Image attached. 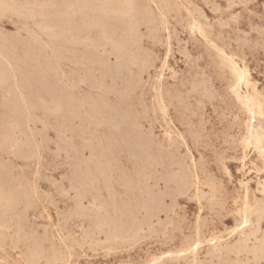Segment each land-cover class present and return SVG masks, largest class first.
<instances>
[{"label":"rangeland","instance_id":"rangeland-1","mask_svg":"<svg viewBox=\"0 0 264 264\" xmlns=\"http://www.w3.org/2000/svg\"><path fill=\"white\" fill-rule=\"evenodd\" d=\"M12 1L14 2L13 8H7L0 13V38L7 47L4 51L8 56L6 59L0 58V71L8 73L7 78L0 80V105L2 106H0V259L3 260H0V264H18V261L19 264H154L156 262V264H220L217 263L218 252L223 253L225 243L233 245L237 241V236L235 234L231 236L229 232L235 226L236 211L240 206L242 196L245 193L250 198L260 199L264 196L262 192L264 188L263 161L251 147L245 149L241 143L247 118L230 92L232 78L222 62L223 57L231 58L239 67L247 70L248 88L246 90L242 87L241 90L249 92L260 102L263 117L259 119V126L264 130V0H171L175 8L165 13L164 16L160 14V0H153L150 7L155 15V21L152 25H140L138 31L142 49L150 54V62L146 67H142L140 62L128 63L124 66V62L121 61L123 58L118 57L112 51L111 46L105 45L93 49L85 42L73 46L69 33H65L67 38L61 40L52 32L42 29L51 21L50 14L56 9L47 6L48 0H9V2ZM142 1L146 3L147 0ZM40 2H43V10L48 13L44 12V16L37 12ZM195 22L201 25V31L188 29ZM151 26H153L154 35L151 33ZM91 37L96 38V34H91ZM97 61L98 63H95ZM129 84L131 88L127 91ZM3 86H5L4 90ZM159 88L164 96L165 94H178L183 101L178 102L175 97L172 98L171 101H167L165 112H163L156 101L158 96L156 89ZM73 97L83 102L77 109L72 105ZM88 100H93L94 104H89ZM119 105H124L139 125L141 132L150 135L154 142H113L112 135L115 130L113 120L117 119L116 112ZM91 106H98L95 109L99 110L98 115H93ZM84 108L86 114H84ZM19 109L26 112L28 110L29 123L23 118L24 115L18 114L22 112H18ZM92 115L95 118L90 117ZM107 115H110L111 119ZM14 119L24 121L21 130L14 131L15 139L19 140L16 147L3 142L6 123ZM64 126L69 127L64 128ZM83 132L87 136L86 134L83 136ZM89 136L90 139L87 141ZM80 137L82 138L78 139ZM66 142L69 144H65ZM97 144L98 146L102 144L104 149L98 147ZM21 150H23L22 153ZM135 151L141 154L133 153ZM18 154L19 156H16ZM113 157H117V160L115 161ZM143 163L152 164L153 177L149 180L148 186L154 193L164 195L163 207L158 212L159 214L156 213V217L151 218L149 227L144 226L137 233L136 239L110 240L105 231L97 229L94 218L97 214L110 212L107 206L110 197L108 188H111L120 204L129 201L130 195L120 184L119 178L126 174L127 177L134 176L135 174L131 171L135 172V170L137 172L135 173L139 174L138 168L141 171ZM178 163H181L189 172L196 171L199 177L198 185L190 187L183 194H178L174 183L165 181L166 177L181 173ZM98 167L105 172L111 170V178L104 177L103 179L102 176L105 174H101ZM65 177L72 178L71 182ZM196 189L200 190L197 192ZM9 190L11 191L8 192ZM9 195L14 198H10ZM9 200L11 205L5 207ZM89 203L92 205L90 206ZM145 216V211L141 210L137 218L142 221ZM10 226L11 229H9ZM2 227L4 229H1ZM197 228L203 232L205 239L194 250L195 255L193 253L185 255L183 252L177 254L195 236ZM248 233L250 232L247 231L246 234ZM262 233H264V215L260 222V234ZM211 234L220 238L219 244H215L214 247L212 242H207ZM152 238L154 239L151 241ZM171 252L174 257L170 256ZM258 262L264 264V258L256 261L248 255L241 256L238 264H258Z\"/></svg>","mask_w":264,"mask_h":264},{"label":"bare ground","instance_id":"bare-ground-1","mask_svg":"<svg viewBox=\"0 0 264 264\" xmlns=\"http://www.w3.org/2000/svg\"><path fill=\"white\" fill-rule=\"evenodd\" d=\"M228 1V0H227ZM153 0H147L146 3L143 2L142 0H48L47 2V6L50 7H54L56 8L54 13L50 14L51 16V21L45 25V26H41L42 29H46L50 32L53 33V35L60 37L61 40H65V38H67V36L65 37V33H69L70 34V38H71V42L73 44V46L78 45L79 43H83L85 42L87 46H90L93 49L108 45L111 46L112 51L119 57L121 56L123 59H125V61L122 59L121 61L124 62V66H126L128 63H138L140 62L142 67H146L149 62H150V54L145 52L142 47H141V43H140V36H139V26L142 24H150L152 25L155 21V15L153 14L150 4L153 3ZM161 2V12L160 14L162 16H164L165 13L172 11L175 8V4L173 3V1L171 0H160ZM159 2V3H160ZM207 2V1H206ZM232 2V1H231ZM16 3V2H15ZM46 3V2H45ZM241 3V2H240ZM249 3V2H248ZM247 3V4H248ZM13 4L14 2H9V0H0V13L4 10H6L7 8H13ZM32 4V3H30ZM212 4V3H210ZM214 4V3H213ZM216 4V3H215ZM235 4V3H234ZM16 5V4H15ZM33 5V4H32ZM43 2H40L39 4V10L37 11L40 15L42 14V16H44V10H43ZM208 5V4H207ZM30 6V5H29ZM35 6V4H34ZM211 6V5H210ZM214 6V5H212ZM233 6V5H232ZM33 7V6H32ZM207 7V6H206ZM214 8V7H213ZM231 8V7H230ZM30 9V8H29ZM37 9V8H36ZM24 10V9H23ZM27 10V9H26ZM31 10V9H30ZM34 10V9H32ZM187 10V9H186ZM217 10V9H216ZM49 11V10H48ZM199 11V10H198ZM197 11V13H198ZM249 11V10H248ZM32 12V11H31ZM36 12V11H35ZM188 12V11H187ZM23 13V12H22ZM47 13V12H45ZM215 13V12H214ZM21 14V13H20ZM37 14V13H36ZM48 14V13H47ZM193 14V13H192ZM23 15V14H22ZM25 15V14H24ZM198 15V14H197ZM196 15V17H197ZM234 15V14H233ZM47 16V15H45ZM191 16V14H190ZM192 17V16H191ZM48 18V17H47ZM41 19H43L41 17ZM207 19V18H206ZM39 21V20H38ZM44 22V20H41ZM48 21V20H47ZM209 21V20H208ZM37 22V21H36ZM34 21V23H36ZM40 22V21H39ZM38 23V22H37ZM46 23V21H45ZM44 23V24H45ZM24 25V24H23ZM31 25V24H30ZM34 25V24H33ZM37 25V24H36ZM228 25V24H227ZM28 26V24H27ZM38 26V25H37ZM40 26V25H39ZM158 26V25H157ZM258 26V25H257ZM256 26V27H257ZM189 27V26H188ZM260 28V27H259ZM18 29V28H16ZM21 29V28H19ZM18 29V30H19ZM151 33H153V26H151ZM188 29H193L194 31L196 30V32L201 31L202 27L200 24L198 23H193V25L188 28ZM255 29V28H254ZM23 30V29H22ZM156 30V29H155ZM192 30V31H193ZM239 30V29H238ZM261 30V29H260ZM167 31V30H166ZM263 31V29H262ZM34 32V31H33ZM17 33V32H16ZM95 33L96 34V38H92L91 34ZM238 33V32H237ZM257 33V32H256ZM47 34V33H46ZM203 34V32L201 33ZM9 35V33H8ZM194 35V34H192ZM10 36V35H9ZM36 36V35H35ZM12 37V35H11ZM22 37V36H21ZM38 37V36H37ZM256 37V36H255ZM13 38V37H12ZM23 38V37H22ZM40 38V37H39ZM168 38V37H167ZM36 39V38H35ZM220 39V38H219ZM242 39V38H241ZM54 40V39H53ZM67 40V39H66ZM243 40V39H242ZM44 41V40H43ZM262 42V40H260ZM10 42V41H9ZM70 42V41H69ZM247 42V41H246ZM15 43V42H14ZM61 43V42H60ZM67 43V42H66ZM56 45V44H55ZM47 47V46H46ZM169 47V45H168ZM184 48V47H183ZM5 49H7L6 45L4 42L1 41L0 38V58H4L6 59V53H5ZM60 49V47H59ZM69 49V48H67ZM30 50V49H29ZM36 50V49H35ZM76 50V49H75ZM79 50V49H78ZM77 50V51H78ZM84 50V49H83ZM32 51V50H31ZM47 51V50H46ZM54 51V50H53ZM66 51V50H65ZM92 51V50H91ZM106 51V50H105ZM79 52V51H78ZM102 52V50H101ZM72 53V52H70ZM74 53V51H73ZM89 53V52H88ZM96 53V52H95ZM104 53V52H103ZM106 53V52H105ZM187 53V52H186ZM36 54H38V52H36ZM76 54V53H74ZM73 54V55H74ZM225 54V53H224ZM48 55V54H47ZM61 55V54H60ZM86 54L84 53V56ZM92 55V54H91ZM95 55V54H94ZM226 55V54H225ZM49 56V55H48ZM93 56V55H92ZM100 56V55H99ZM182 56V55H181ZM59 57V56H58ZM66 57V56H65ZM185 57V56H184ZM228 57V56H227ZM50 58V56H49ZM53 58V57H52ZM67 58V57H66ZM74 58V57H72ZM82 58V57H81ZM90 58V57H89ZM95 58V57H93ZM230 58V57H229ZM243 58V57H242ZM19 59V58H18ZM40 59V58H39ZM69 59V58H68ZM75 59V58H74ZM78 59V58H77ZM85 59V58H84ZM88 59V57H87ZM103 59V58H102ZM120 59V58H119ZM210 59V58H209ZM14 60V59H13ZM58 60V59H57ZM72 60V59H71ZM97 60L99 61V58H97ZM118 60V59H117ZM76 61V59H75ZM95 62V63H98ZM87 62V61H86ZM93 62V61H92ZM103 63V61H101ZM115 62V61H114ZM223 67L228 69L229 74L232 78L231 80V84H230V92L231 94L234 96V98L236 99V101L240 104L247 120L244 124V135L241 139V143L243 145V147L249 148L251 147L262 159L263 161V171H264V130L259 126V119L261 117H263V110H262V106L260 104V102H258L256 100V98H253V96L245 91L243 92L241 90L242 87H244L246 90L248 88V78H247V70L245 68H241L239 67L236 63L233 62V60L230 59H225V57H223ZM2 63V62H1ZM65 63V62H64ZM71 63V62H69ZM68 63V64H69ZM73 63V62H72ZM75 63V62H74ZM82 63V62H81ZM100 63V62H99ZM238 63V62H237ZM59 64V63H58ZM80 64V63H78ZM90 64V63H89ZM87 64V65H89ZM63 65V64H62ZM120 65H122L120 63ZM243 65V62H242ZM18 66V65H17ZM33 66V65H32ZM40 66V65H39ZM86 66V65H85ZM97 66V65H96ZM99 66V65H98ZM69 67V66H68ZM95 67V66H92ZM105 67V66H104ZM107 67V66H106ZM183 67V66H182ZM60 68V67H59ZM108 68V67H107ZM121 68V67H120ZM11 69V67H10ZM73 69V68H72ZM90 69V67L88 68ZM96 69V68H94ZM106 69V68H105ZM12 70V69H11ZM37 70V69H36ZM41 70H43L41 68ZM130 70V69H129ZM45 71V70H44ZM78 71V69H77ZM118 71V70H117ZM131 71V70H130ZM79 72V71H78ZM95 72V71H94ZM84 74V72H83ZM106 74V73H105ZM139 74V73H138ZM161 74V73H160ZM86 75V74H85ZM91 75V73H90ZM112 75V74H111ZM122 75V74H121ZM157 75V74H156ZM92 76V75H91ZM8 77V73L4 72V71H0V80H4V78ZM39 77V76H38ZM82 77V76H81ZM86 77V76H85ZM13 78V77H12ZM88 78V77H87ZM95 78V76H94ZM28 79V78H27ZM37 79V78H36ZM41 79V78H40ZM84 79V78H83ZM82 79V80H83ZM72 80V79H71ZM104 80V78H103ZM114 80V78H113ZM27 81V80H25ZM62 81V80H60ZM68 81V80H67ZM36 82V81H35ZM70 82V81H69ZM68 82V83H69ZM72 82V81H71ZM214 82V81H213ZM230 82V81H229ZM14 83V82H13ZM44 83V82H43ZM108 83V82H107ZM158 83V82H157ZM218 83V82H217ZM32 84V83H31ZM76 84V82H75ZM89 84V83H88ZM7 85V84H6ZM11 85V84H9ZM44 85V84H43ZM73 85V84H72ZM106 85V84H105ZM14 86V85H13ZM16 86V85H15ZM14 86V87H15ZM31 86V85H30ZM41 86V85H40ZM3 86V90H4ZM24 87V86H22ZM48 87V86H47ZM92 87V86H91ZM29 88V87H28ZM32 88V87H30ZM36 88V87H35ZM67 88V87H66ZM81 88V87H80ZM87 88V87H86ZM107 88V87H106ZM116 88V87H115ZM131 88V85H128L127 91ZM104 89V88H103ZM213 89V88H212ZM17 90V88H16ZM35 90V89H34ZM45 90V89H43ZM55 90V89H54ZM72 90V89H71ZM82 90V89H81ZM80 90V91H81ZM92 90V89H91ZM97 90V89H96ZM27 91V90H26ZM78 91V90H77ZM85 91V90H84ZM95 91V90H94ZM100 91V90H99ZM126 91V92H127ZM1 92V91H0ZM3 92V91H2ZM6 92V90H5ZM21 92V90H20ZM19 92V94H20ZM68 92V91H67ZM83 92V91H82ZM8 93V92H7ZM13 93V92H12ZM29 93V92H28ZM71 93V92H70ZM78 93V92H77ZM86 94V92H83ZM82 93V94H83ZM156 93H157V99L156 101L158 102L161 110H163V112H165V108H166V103L167 101H171L172 98L175 97V99L178 102H182V98L180 95L178 94H163V92L159 89H156ZM9 94V93H8ZM7 94V95H8ZM99 94V93H98ZM122 94V93H121ZM229 94V95H231ZM23 95V94H21ZM20 95V96H21ZM28 95V94H27ZM58 95V94H56ZM67 95V94H66ZM74 95V94H73ZM80 95V94H79ZM92 95V94H91ZM95 95V94H94ZM118 95V94H117ZM217 95V94H216ZM215 95V96H216ZM10 96V94H9ZM18 96V95H17ZM69 96V95H68ZM76 96V95H75ZM97 96V93H96ZM99 96V95H98ZM14 97V96H13ZM70 97V96H69ZM87 97V96H85ZM90 97V95H89ZM102 97V95H101ZM2 98V96H1ZM5 98V97H3ZM21 98V97H20ZM19 98V99H20ZM41 98V97H40ZM66 98V96H65ZM82 98V97H81ZM92 98V97H91ZM31 99V98H30ZM29 99V100H30ZM35 99V98H34ZM90 99V98H89ZM93 99V98H92ZM95 99V98H94ZM108 99V98H107ZM110 99V98H109ZM112 99V98H111ZM28 100V101H29ZM54 100V99H53ZM7 101V100H6ZM42 101V100H41ZM46 101V100H44ZM107 101V100H106ZM233 101V100H232ZM23 102V101H22ZM57 102V99H56ZM72 105L75 106V109L79 108L78 106L83 103L81 102L78 98H72L71 99ZM89 104H94V101L92 100H88L87 101ZM111 103V101H109ZM2 103V102H1ZM25 103V102H24ZM43 103V101H42ZM46 103V102H45ZM49 102H47L48 104ZM51 103V102H50ZM87 103V104H88ZM29 104V103H28ZM52 104V103H51ZM100 104V103H99ZM106 104V103H105ZM117 104V103H116ZM3 105V104H2ZM33 105V103H32ZM35 105V104H34ZM64 105V104H63ZM101 105V104H100ZM110 105V104H109ZM1 106V105H0ZM21 106V105H20ZM24 106V105H23ZM48 106V105H47ZM60 106V104H59ZM70 106V105H69ZM2 107V106H1ZM5 107V106H4ZM36 107V106H35ZM83 107V106H81ZM98 107V106H97ZM96 106L93 107L91 106V110L93 111V115L96 116L99 114V110H95L97 108ZM109 107V106H108ZM21 108V107H20ZM27 108V107H24ZM56 108V107H55ZM62 108V107H61ZM101 108V107H100ZM119 108V109H118ZM118 110L116 112L117 114V119L113 120L114 121V129L113 130L114 134L110 131L111 134H113V138L114 141L113 142H154L151 138L150 135L148 134H143L141 132V129L139 127V125L137 124V122L135 121V119L133 118V116L131 115V113L129 111H127V109H125L124 105H119L118 106ZM54 109V108H53ZM85 109V108H84ZM16 109L14 108V111ZM32 110V109H31ZM52 110V109H51ZM64 110V109H63ZM73 110V109H72ZM82 110V109H81ZM105 110V108H104ZM112 110V108H111ZM167 110V109H166ZM9 111V110H8ZM22 111L19 112L18 114H22L24 115V119H28V110L27 112L24 110H17ZM90 111V110H89ZM107 112V110H105ZM138 111V110H137ZM235 111V110H234ZM13 112V111H12ZM67 112V111H65ZM64 112V113H65ZM69 112V111H68ZM113 112V111H112ZM139 112V111H138ZM179 112V111H178ZM28 113V115H27ZM88 113V111H87ZM111 113V112H110ZM62 114V113H61ZM70 114H72L70 112ZM77 114V113H76ZM81 114V113H80ZM86 114V109H85V113ZM83 114V117H85ZM90 114V113H89ZM104 114V113H103ZM109 114V113H108ZM54 115V114H53ZM60 115V114H59ZM90 116L95 118L94 116ZM111 115H114L111 113ZM8 116V114H7ZM6 116V117H7ZM35 116V115H34ZM64 116V115H62ZM89 116V115H88ZM108 117L110 115H107ZM143 116V115H142ZM12 117V116H10ZM15 117V116H14ZM39 117V116H38ZM70 117V116H69ZM82 117V119H83ZM89 117V119H90ZM101 117V116H100ZM106 117V116H105ZM115 117V116H114ZM166 117V116H165ZM19 118V117H18ZM59 118V117H58ZM111 119V117H109ZM48 119V118H47ZM64 119H66L64 117ZM67 119L69 120V118L67 117ZM73 119V118H72ZM142 119V118H141ZM146 118H143L142 120H144ZM167 119V118H166ZM42 120V119H41ZM87 120V118H86ZM96 120V119H95ZM94 120V121H95ZM162 120V119H161ZM29 123V120H27ZM26 121V123H27ZM34 121V120H33ZM52 121V120H51ZM64 121V120H63ZM254 121V122H253ZM263 121V120H262ZM5 122V121H4ZM3 122V123H4ZM24 121H22L20 119V121H18L17 119H14L13 121H9L8 123H6V133L3 136V142L4 143H8L11 144L13 146L17 145V142L19 140H16L14 137V131L15 130H21V128L23 127V123ZM47 122V121H46ZM50 122V121H49ZM61 122V121H60ZM68 122V121H67ZM66 122V123H67ZM102 122V121H101ZM107 122V120H106ZM171 122V121H170ZM42 123V122H41ZM48 123V122H47ZM59 123V122H58ZM64 123V122H63ZM85 123V122H83ZM82 123V124H83ZM87 123V122H86ZM93 123V122H91ZM98 123V121L96 122ZM165 123V122H164ZM210 123V122H209ZM70 124V123H69ZM79 124V122H78ZM90 124V123H89ZM100 124V123H99ZM28 125V124H27ZM34 125V124H33ZM88 125V124H87ZM91 125V124H90ZM98 125V124H96ZM105 125V124H104ZM108 125V124H106ZM172 125V124H171ZM2 126V125H1ZM36 126V125H35ZM50 126V125H49ZM73 126V125H72ZM78 126V125H77ZM80 126V124H79ZM4 127V126H3ZM52 127V126H51ZM69 127V126H64V128ZM82 127V126H80ZM90 127V126H89ZM87 128V126H86ZM109 127H107L108 129ZM175 128V126H174ZM30 129V128H29ZM28 129V130H29ZM85 128H83L84 130ZM91 129V128H90ZM103 129V128H102ZM65 130V129H64ZM69 130V129H68ZM78 130V129H77ZM87 131H89L88 129H85ZM96 130V129H95ZM109 130V129H108ZM147 130V129H146ZM176 130V129H175ZM202 130V129H201ZM61 131V130H60ZM67 131V130H66ZM73 131V130H71ZM76 131V129H75ZM81 131V130H80ZM99 131V130H98ZM21 132V131H20ZM25 132V131H24ZM34 132V131H33ZM69 132V131H68ZM91 132V131H90ZM89 132V133H90ZM104 132V131H102ZM109 132V131H108ZM178 132V131H177ZM203 132V131H202ZM46 133V132H45ZM59 133V132H58ZM61 133V132H60ZM81 133V132H80ZM84 133V132H83ZM179 133V132H178ZM207 133V132H206ZM218 133V132H217ZM27 134V133H26ZM29 134L31 136H33L30 132ZM62 134V133H61ZM67 134V133H66ZM79 134V133H78ZM86 133H84L83 136H85ZM93 134V133H92ZM97 134V133H96ZM102 134V133H100ZM99 134V136H100ZM104 134V133H103ZM109 134V133H108ZM201 134V133H199ZM16 135V134H15ZM18 135V134H17ZM23 135V134H22ZM28 135V134H27ZM46 135V134H45ZM64 135V132H63ZM75 135V133H74ZM94 135V134H93ZM106 135V134H105ZM104 135V136H105ZM110 135V134H109ZM170 135V134H169ZM173 135V134H172ZM224 135V134H223ZM78 136V135H76ZM87 136V134H86ZM90 136H92L90 134ZM90 136L87 138L90 139ZM98 136V137H99ZM111 136V137H112ZM168 136V133H167ZM182 136V134H181ZM40 137V136H39ZM155 137V136H154ZM72 137H70L71 139ZM76 138V137H75ZM82 137L78 138L81 139ZM85 138V137H84ZM109 138V137H106ZM182 138V137H181ZM185 138V137H184ZM46 139V138H45ZM62 139V138H61ZM96 139V137H95ZM112 139V138H110ZM180 139V138H179ZM28 140V139H26ZM33 140V139H32ZM52 140V138H51ZM60 141V139H58ZM69 140V139H67ZM83 140V139H82ZM92 140V138H91ZM94 141V140H93ZM92 141V142H93ZM99 141V139H98ZM184 141V140H183ZM63 142V141H62ZM78 142V141H77ZM97 142V141H96ZM107 142V141H106ZM30 144V142H28ZM39 143V142H38ZM57 143V142H55ZM68 142H66L65 144H67ZM75 143V142H74ZM103 144V142H101ZM110 143V141H109ZM207 143V142H206ZM69 144V143H68ZM81 144V143H78ZM102 144L99 145L100 148L102 147ZM108 144V143H107ZM121 144V143H120ZM59 145V143H58ZM83 145V144H82ZM81 145V146H82ZM94 145V144H93ZM96 145V143H95ZM113 145V143H112ZM186 145V144H185ZM78 146L79 145H75ZM92 146V145H90ZM98 146V144H97ZM98 146V147H99ZM16 147V146H15ZM25 147V146H24ZM31 147V146H28ZM59 147V146H58ZM62 146H60L61 148ZM69 147V146H68ZM72 147V146H71ZM83 147V146H82ZM93 147V146H92ZM96 147V146H95ZM104 147V146H103ZM102 147V149H104ZM2 148V147H1ZM11 148V147H10ZM37 148V147H36ZM124 148V147H122ZM139 148V147H138ZM153 148V147H152ZM187 148V147H186ZM26 149V148H25ZM31 149V148H30ZM38 149V148H37ZM41 149V148H40ZM58 149V148H57ZM65 149V147L63 148ZM94 149V147L92 148ZM107 149V148H106ZM116 149V148H115ZM119 149V147H118ZM121 149V148H120ZM126 149V148H125ZM59 150V149H58ZM73 150V149H71ZM81 150V148L79 149ZM86 150V149H85ZM122 150V149H121ZM187 150V149H186ZM5 151V150H4ZM7 151V150H6ZM14 151V150H13ZM23 150H21L22 153ZM29 151V150H28ZM53 151V150H52ZM84 151V149H83ZM88 151V150H87ZM92 151V150H91ZM107 151V150H106ZM110 151V149H109ZM128 151V150H125ZM130 151V150H129ZM138 151V150H137ZM153 151V150H152ZM15 152V151H14ZM50 152V151H49ZM77 152V151H76ZM82 152V150L80 151ZM103 152V150H102ZM111 152V151H110ZM113 152V150H112ZM117 152V151H116ZM121 152V151H120ZM158 152V151H157ZM12 153V152H11ZM16 153V152H15ZM26 153V151H25ZM33 153V152H32ZM65 153V152H64ZM68 153V152H66ZM109 153V152H108ZM123 153V152H122ZM125 153V152H124ZM123 153V154H124ZM129 154V152H126ZM133 153H136L133 152ZM132 153V154H133ZM139 153V152H137ZM136 153V154H137ZM152 153V152H151ZM191 153V152H190ZM14 154V153H13ZM34 154V153H33ZM39 154V153H38ZM75 154V153H74ZM79 154V153H78ZM105 154V153H104ZM104 154L102 156H104ZM114 154V152H113ZM121 154V153H120ZM141 153H139L138 155H140ZM154 154V153H153ZM157 154V153H156ZM155 154V155H156ZM244 154V153H243ZM11 155V154H10ZM15 155V154H14ZM35 155V154H34ZM81 155V154H80ZM99 156V154H97ZM137 155V156H138ZM152 155V154H151ZM169 155V154H168ZM180 155V154H179ZM16 156H19L16 155ZM39 156V155H38ZM91 156V155H90ZM96 156V155H95ZM97 156V157H98ZM115 156V155H114ZM134 156V155H133ZM245 156V155H244ZM4 157V156H3ZM24 157V156H23ZM37 157V154H36ZM66 157V156H65ZM89 157V155H88ZM93 157V156H92ZM109 157V156H108ZM129 157V156H127ZM15 158V156H14ZM31 158V157H30ZM33 158V157H32ZM69 158V157H68ZM72 157H70L71 159ZM100 158V156H99ZM105 158V157H103ZM114 158V157H113ZM117 158V157H116ZM116 158L115 161L117 160ZM132 158V157H130ZM137 158V157H136ZM142 158V156H141ZM28 159V158H27ZM39 159V157H38ZM66 159V158H65ZM78 159V158H77ZM76 159V160H77ZM88 160V158H86ZM113 159V160H114ZM122 159V158H121ZM134 159V158H132ZM193 159V158H192ZM19 160V159H18ZM33 160V159H32ZM37 160V159H36ZM42 160V158H41ZM64 160V159H63ZM105 159H103L104 161ZM110 160V159H108ZM125 160V157H124ZM127 160V159H126ZM130 160V159H129ZM146 161V159H144ZM142 160V162L144 161ZM245 160V159H244ZM2 161V160H1ZM39 161V160H38ZM89 161V160H88ZM87 161V162H88ZM138 161V160H137ZM135 161V162H137ZM140 161V160H139ZM193 161V160H192ZM191 161V162H192ZM16 162V161H15ZM37 162V161H36ZM79 162V161H78ZM81 162V161H80ZM85 162V161H84ZM94 162V161H93ZM108 162V161H107ZM124 162V161H123ZM122 162V163H123ZM127 162V161H126ZM129 162V161H128ZM154 162V161H153ZM6 163V162H5ZM69 163V162H68ZM90 163V162H89ZM92 163V162H91ZM96 163V162H95ZM95 163L93 165H95ZM102 163V162H101ZM105 163V162H104ZM109 163V162H108ZM113 163V162H112ZM119 163V162H118ZM130 163V162H129ZM134 163V162H133ZM138 163V162H137ZM4 164V163H2ZM8 164V163H7ZM80 164V163H79ZM111 164V163H110ZM109 164V165H110ZM157 164V163H154ZM166 164V163H165ZM13 165H15L13 163ZM37 165V164H36ZM67 165V164H65ZM70 165V164H69ZM85 165V164H84ZM87 165V164H86ZM119 165V164H117ZM123 165V164H122ZM122 165H120L122 167ZM125 165V164H124ZM123 165V166H124ZM131 165V164H130ZM139 165V163L137 164ZM178 165L180 166V170L181 173L178 175H170L168 177L165 178L166 183H174L177 187V192L178 194H183L186 193L190 187L192 186H197L198 185V181H199V177L196 173V171H192L189 172L186 169H184L183 165L181 163H178ZM202 165V164H201ZM17 166V165H16ZM72 166V164H71ZM74 166V165H73ZM81 165H79L80 167ZM107 165H105L106 167ZM136 166V165H135ZM160 166V165H158ZM38 167V166H37ZM57 167V166H56ZM102 167V166H101ZM138 167V166H137ZM137 167H133L136 168ZM246 167V166H245ZM104 168V166L102 167ZM108 168V167H106ZM105 168V169H106ZM112 168V167H111ZM131 168V167H130ZM151 168H152V164L149 163H143L142 169L141 171L139 170L140 168H138V171L140 172L139 174H136V170L131 171L133 172L135 175L134 176H129L127 177V174L123 177L119 178L120 184L125 188V190L129 193V201L126 203H119L115 197V195L113 194L111 188H108L110 197H109V202L107 203L110 212H105L104 214H97L94 218V221L96 223L97 229L99 231H105L106 232V236L110 239V240H117V239H125V238H131L136 239L137 238V233L139 231H141V229L144 226H148L150 225V221L152 220L151 218L153 216L156 215V213H158L159 211H161L162 207H163V201H164V195L161 193H154L152 190H150L149 186H148V182L149 180L153 177L152 173H151ZM194 168V167H193ZM9 169V168H8ZM15 169V168H14ZM37 169V168H36ZM57 169V168H56ZM88 169V167H87ZM91 169V167H90ZM99 169V167H98ZM119 169V168H118ZM125 169V168H124ZM241 169V168H240ZM5 170H7L5 168ZM41 170V169H40ZM58 170V169H57ZM56 170V171H57ZM83 170V169H82ZM113 170V169H112ZM120 170V169H119ZM122 170V168H121ZM127 170V169H126ZM261 170V169H260ZM4 171V170H3ZM68 171V169H67ZM90 171V170H89ZM107 171V170H106ZM111 172V170H109ZM125 171V170H124ZM251 171V170H250ZM259 171V170H258ZM262 171V170H261ZM36 172V171H35ZM46 172V171H45ZM84 172V171H83ZM99 172L101 174H105L102 176V178L104 179V177H108L111 178V174L110 172H105L102 169H99ZM116 172V171H115ZM120 172V171H119ZM129 173V171H127ZM153 172V171H152ZM71 173V172H70ZM125 173V172H124ZM160 173V172H159ZM214 173V172H213ZM247 173V172H245ZM244 173V174H245ZM261 173V172H260ZM1 174V173H0ZM10 174V173H9ZM115 174V173H114ZM123 174V173H122ZM130 174V173H129ZM243 173L241 172V175ZM258 174V173H257ZM35 175V174H34ZM42 175V174H41ZM81 175V174H80ZM132 175V174H131ZM162 175V174H161ZM62 176V175H60ZM156 176V175H155ZM10 177V176H9ZM17 177V176H16ZM68 177V176H67ZM119 177V176H118ZM15 178V177H14ZM48 178V176H47ZM54 178V177H52ZM66 178V177H65ZM94 178V177H93ZM107 178V179H108ZM113 178V177H112ZM23 179V177H22ZM68 179V178H66ZM70 179V178H69ZM68 179V180H69ZM83 179V178H82ZM263 179V178H262ZM72 178L70 179L71 182ZM74 180V179H73ZM80 180V179H79ZM111 180H115V179H111ZM110 180V181H111ZM32 181V180H31ZM51 181V180H50ZM54 181V180H53ZM89 181V180H87ZM258 181V179H257ZM260 181V180H259ZM16 182V181H15ZM24 182V181H23ZM26 182V181H25ZM24 182V183H25ZM58 182V181H57ZM106 182V181H105ZM109 182V180H108ZM56 183V181H55ZM76 183V182H75ZM74 183V184H75ZM91 183V182H90ZM119 183V182H118ZM30 184V183H29ZM70 184V183H69ZM87 184V183H86ZM85 184V185H86ZM94 184V183H93ZM259 184V183H257ZM20 185V184H19ZM63 185V184H62ZM79 185V184H78ZM89 185V184H88ZM97 185V184H96ZM95 185V186H96ZM216 185V184H215ZM14 186V185H13ZM23 186V185H22ZM72 186V185H71ZM83 186V185H82ZM109 186V185H108ZM155 186V185H154ZM21 187V186H20ZM24 187V186H23ZM75 187V186H74ZM77 187V186H76ZM75 187V188H76ZM86 187V186H85ZM92 187V185H91ZM90 187V188H91ZM112 187V186H111ZM12 188V187H11ZM68 188H70L68 186ZM67 188V190H68ZM74 188V189H75ZM95 188V187H94ZM23 189V188H22ZM41 189V188H40ZM73 189V188H72ZM56 190V189H55ZM70 190V189H69ZM84 190V189H83ZM93 190V189H92ZM96 190V189H95ZM200 190V189H198ZM198 190L196 189V191L198 192ZM212 191V189H209ZM256 190V189H255ZM6 191V190H5ZM11 190H9L8 192H10ZM23 191V190H22ZM90 191V190H89ZM195 191V192H196ZM217 191V190H216ZM34 192V191H33ZM66 193H68L67 191H65ZM88 192V191H87ZM257 192V191H256ZM262 192L264 193V188L262 190ZM5 193V192H4ZM19 193V192H18ZM21 193V192H20ZM19 193V194H20ZM49 193H51L49 191ZM63 193V192H62ZM119 193V192H118ZM14 194V192H13ZM46 194V192H45ZM59 194V193H58ZM78 194V193H77ZM81 194V193H80ZM89 194V193H88ZM209 194V193H208ZM219 195V193H216ZM48 195V194H47ZM84 195V194H83ZM210 195V194H209ZM10 198H14L12 195H9ZM15 196V195H14ZM21 196V195H20ZM32 196V195H31ZM49 196V195H48ZM74 196V195H73ZM93 195H91L92 197ZM199 196V195H198ZM207 196V195H206ZM80 197V196H79ZM82 197V196H81ZM80 197V198H81ZM95 197V196H94ZM124 197H127L124 195ZM200 197V196H199ZM203 197V196H202ZM57 198V197H56ZM205 198V197H204ZM203 198V199H204ZM215 198V197H214ZM27 199V198H26ZM40 199V198H39ZM105 199V198H104ZM42 200V199H41ZM85 200V199H84ZM201 200V199H200ZM212 200V199H211ZM38 201V200H37ZM52 201V200H51ZM69 201V200H68ZM198 201V200H197ZM208 201V200H207ZM6 202V201H5ZM20 202V201H19ZM25 202L26 201H22ZM57 202V201H56ZM62 202V201H61ZM82 202V201H81ZM80 202V204H81ZM87 202V201H86ZM89 202V201H88ZM11 201L9 200L7 202V206H10ZM59 203V202H58ZM33 204V203H32ZM31 204V205H32ZM36 204V203H35ZM45 204V203H44ZM176 204V203H175ZM53 205V204H52ZM90 205V203H89ZM92 205V204H91ZM90 205V206H91ZM198 205V204H197ZM94 206V205H93ZM28 207V206H27ZM54 209L55 207L52 206ZM82 207V206H81ZM100 207V206H99ZM17 208V206H16ZM23 208V207H22ZM34 208V207H33ZM84 208V207H83ZM12 209V208H11ZM24 209V208H23ZM26 209V208H25ZM31 209V207H30ZM59 209V208H58ZM1 210V209H0ZM15 210V209H14ZM84 210V209H83ZM143 210L145 211V218L142 221H139L137 218L138 213ZM200 210V209H199ZM6 211V210H5ZM20 211V210H19ZM57 211V210H56ZM68 211V210H67ZM182 211V210H181ZM202 211V210H200ZM198 211V212H200ZM35 212V211H34ZM84 212V211H83ZM1 214H3L1 212ZM7 214V213H6ZM5 214V215H6ZM17 214V213H16ZM15 214V215H16ZM25 214V213H23ZM80 214V213H79ZM84 214V213H83ZM159 214V213H158ZM14 215V214H13ZM12 215V216H13ZM27 215V214H26ZM47 215V214H46ZM57 214H55L56 216ZM63 215V214H62ZM69 215V214H68ZM73 215V214H72ZM179 215V214H178ZM195 215V214H194ZM236 220H235V226L232 230H230L229 234H235L237 236V241L233 244V245H229L227 243H225V248L223 249V253L218 252L217 258H218V262L220 264H238L240 261V257L241 256H248L251 255L253 257L254 260H260L264 258V233L260 234V222L263 218L264 215V196H262V198H250L248 196V194H244L241 198V203L239 208L236 211ZM20 215H18L19 217ZM65 216V215H64ZM87 216V215H86ZM180 216V215H179ZM5 217V216H4ZM7 217V215H6ZM34 217V216H31ZM48 217V216H47ZM72 217V216H71ZM156 217V216H155ZM170 217V216H169ZM13 218V217H12ZM35 218V217H34ZM82 218V217H81ZM29 220V218H27ZM155 220H157L156 218H154ZM160 219V218H159ZM197 219V218H196ZM23 220V219H22ZM161 220V219H160ZM198 221V219H197ZM59 222V221H58ZM56 222V223H58ZM65 222V221H64ZM157 222V221H156ZM160 223V221H158ZM19 223V222H18ZM26 223V220H25ZM29 223V222H28ZM33 223V222H32ZM61 223V222H60ZM70 223V222H69ZM80 223V222H79ZM198 223V222H197ZM156 224V223H155ZM18 225V224H17ZM22 225V224H21ZM21 225L19 227H21ZM36 225V224H34ZM77 225V224H76ZM153 225V224H152ZM171 225V224H170ZM9 226V225H8ZM33 226V224H32ZM226 226V225H224ZM14 227V226H12ZM16 227V226H15ZM7 228V227H6ZM24 228V227H23ZM33 228V227H32ZM91 228V227H90ZM1 229H4L3 227ZM9 229H11V226L9 227ZM28 229V228H27ZM30 229V227H29ZM46 229V228H45ZM55 229V227H54ZM158 230V229H157ZM8 231V229H7ZM11 231V230H10ZM23 231V230H22ZM33 231V230H32ZM93 231V229H92ZM249 231L250 233L246 234V232ZM2 232V231H1ZM27 232V231H26ZM84 232V230H83ZM211 232V231H210ZM3 233V232H2ZM13 233V232H12ZM25 233V232H23ZM57 233V232H56ZM31 234V233H30ZM98 234V233H97ZM160 234V233H159ZM10 235V234H9ZM22 235V234H21ZM76 235V234H75ZM157 235V234H156ZM8 236V235H7ZM12 236V235H11ZM18 236V235H17ZM38 236V235H37ZM141 236V235H140ZM145 236V235H144ZM158 236V235H157ZM232 236V235H231ZM1 237V236H0ZM74 237V235H73ZM90 237V236H89ZM88 237V238H89ZM142 237V236H141ZM165 237V235H164ZM9 238V236H8ZM13 238V237H12ZM28 238V237H27ZM91 238V237H90ZM185 238V237H184ZM2 239V238H1ZM18 239V238H17ZM22 239V238H21ZM55 239V238H54ZM84 239V238H83ZM130 239V240H131ZM146 239V238H145ZM154 238L151 239V241ZM205 236L203 234V232L200 230V228H197L195 231V236L186 244V246L184 247V249L179 250V252H177V254H179L180 252L185 253H193L195 255L194 250L197 249L202 242H204ZM228 239V238H227ZM5 240V239H4ZM13 240V239H12ZM29 240V239H28ZM73 239H71L72 241ZM95 240V239H93ZM104 240V239H103ZM103 240H100L103 241ZM107 240V239H106ZM129 240V239H128ZM225 240V238H224ZM20 241V240H18ZM75 242L77 240H74ZM91 241V240H90ZM105 241V240H104ZM101 242V243H104ZM142 241V239H141ZM74 242V243H75ZM78 242V241H77ZM83 242V241H82ZM96 242V241H95ZM98 242V241H97ZM207 242L209 243H213V247L215 244H219L220 242V238L218 236H216L215 234H211L210 238L207 240ZM60 243V242H59ZM186 243V242H185ZM208 243V244H209ZM72 244V243H71ZM114 244V243H113ZM64 245V244H63ZM78 245V244H77ZM118 245V244H117ZM142 245V243H141ZM139 245V246H141ZM2 246V245H1ZM18 246V245H17ZM27 246V245H25ZM61 246V245H60ZM65 246V245H64ZM69 246V245H68ZM83 246V245H82ZM97 246V245H96ZM134 246V245H133ZM166 246V245H165ZM5 247V246H4ZM14 247V246H13ZM62 247V246H61ZM84 247V246H83ZM81 247V248H83ZM130 247V246H129ZM16 248V247H15ZM105 248V247H104ZM112 248V247H111ZM132 248V247H131ZM4 249V248H3ZM1 249V250H3ZM10 249V247H9ZM70 249V247H69ZM72 249V248H71ZM107 249V248H106ZM117 249V248H116ZM122 249V248H121ZM125 249V248H124ZM123 249V250H124ZM216 249V248H215ZM19 250V249H17ZM26 250V249H25ZM28 250V249H27ZM31 249L29 248V251ZM84 250V249H83ZM118 250V249H117ZM177 250V251H178ZM5 251V250H4ZM67 251V250H66ZM69 251V250H68ZM71 251V250H70ZM81 251V249H80ZM94 251V250H93ZM104 251V250H103ZM110 251V250H109ZM55 252V251H54ZM98 252V251H97ZM95 252V253H97ZM117 252V251H115ZM174 252V251H173ZM27 253V252H26ZM25 253V254H26ZM70 253V252H69ZM75 253V252H74ZM83 253V251H82ZM92 253V252H91ZM105 253V252H104ZM162 253V251H161ZM183 253L181 255H183ZM215 253V252H214ZM11 254V253H10ZM29 254V253H28ZM59 254V253H58ZM123 254V253H122ZM146 254V253H145ZM163 254V253H162ZM172 254V252H171ZM191 254V255H193ZM1 255V254H0ZM31 255V254H30ZM65 255V254H64ZM84 255V254H83ZM110 255V254H109ZM116 254H114L115 256ZM170 255V254H168ZM9 256V255H8ZM19 256V255H18ZM33 256V255H32ZM67 256V254H66ZM86 256V255H85ZM154 256V255H153ZM172 257V255H170ZM169 256V257H170ZM177 256V255H176ZM202 256V255H201ZM207 256V255H206ZM17 257V255H16ZM22 257V255H21ZM63 257V256H62ZM71 256H69L70 258ZM75 257V256H74ZM98 257V256H96ZM95 257V258H96ZM158 257V256H156ZM163 257V256H162ZM178 257V256H177ZM195 257V256H194ZM233 257V258H232ZM26 258V257H25ZM39 258V257H38ZM83 258V257H82ZM93 258V257H92ZM2 259V258H1ZM0 259V260H1ZM90 259V258H89ZM130 259V258H129ZM151 259V258H150ZM194 259V258H193ZM17 260V259H16ZM39 260V259H38ZM71 260V259H69ZM190 260V259H189ZM3 261V260H1ZM7 261V260H6ZM4 261V262H6ZM18 261V260H17ZM33 261V259H32ZM53 261V260H52ZM201 261V260H200ZM213 261V260H212ZM252 261V260H251ZM28 262V261H27ZM160 262V261H159ZM35 263V262H34ZM59 263H61L59 261ZM157 263V262H156ZM154 263V264H156ZM17 264V263H15ZM19 264V261H18ZM33 264V263H32ZM65 264V263H64ZM153 264V263H151ZM194 264V263H193ZM197 264V263H196ZM212 264V263H211ZM259 264V262H258Z\"/></svg>","mask_w":264,"mask_h":264}]
</instances>
